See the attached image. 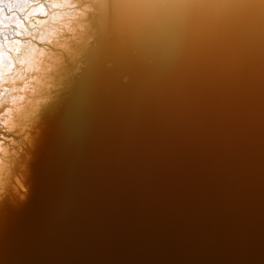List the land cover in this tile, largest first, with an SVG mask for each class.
<instances>
[{
	"label": "water",
	"instance_id": "1",
	"mask_svg": "<svg viewBox=\"0 0 264 264\" xmlns=\"http://www.w3.org/2000/svg\"><path fill=\"white\" fill-rule=\"evenodd\" d=\"M77 1L28 0L45 16L1 46L39 57L51 42L38 35L75 20ZM88 1L26 130L4 132L0 264H264L259 0H206L218 10L199 14ZM10 60L0 108L33 71Z\"/></svg>",
	"mask_w": 264,
	"mask_h": 264
},
{
	"label": "rangeland",
	"instance_id": "2",
	"mask_svg": "<svg viewBox=\"0 0 264 264\" xmlns=\"http://www.w3.org/2000/svg\"><path fill=\"white\" fill-rule=\"evenodd\" d=\"M82 1V8L80 6L75 8V13L77 12V14H74V16H76V19L61 21L63 26H60L59 30L56 31L54 38H50L51 45L45 46L46 48L41 47V51L44 53L41 57L38 55L39 57L36 59V65L33 71L26 75L24 81L16 84L17 87H21L24 90L23 93L14 94V96H20L22 98L21 101L14 106L6 104L2 105L0 108V113H3L4 110L10 111L8 116L2 119L0 118V121L6 125V127L3 128L4 131H0V135L4 138L0 139V188L2 187V183H4L3 177L5 176L4 174L7 166L10 134L12 131H15L18 135L24 133L31 119L30 116L34 113L32 110L35 109L41 101V92L47 85L51 68L64 53L69 52L72 43L75 42L74 39L80 36L85 28L87 23L86 17L90 13V7L88 0ZM77 2V0H73V2H70V5H76ZM41 51H39V54ZM4 132H11L9 134L10 136ZM5 139L7 141H5Z\"/></svg>",
	"mask_w": 264,
	"mask_h": 264
},
{
	"label": "bare ground",
	"instance_id": "3",
	"mask_svg": "<svg viewBox=\"0 0 264 264\" xmlns=\"http://www.w3.org/2000/svg\"><path fill=\"white\" fill-rule=\"evenodd\" d=\"M28 4V0H0V80L2 75H10L13 72H16L13 63L10 60L11 52L15 59L20 63V66L25 68V71H30L36 65L37 50L35 48L32 49L29 47L28 49H20L18 47L16 51H12L10 48V46H12L11 43L6 45L7 50L1 46V43L4 42L2 39L6 36V34L10 35V32L13 30H15V33H18L19 30L24 31L23 21L30 24V26H34L37 25L39 21H41V19L45 16L43 9H26ZM57 4L58 6H61V2H57ZM17 14H21L22 17L24 16V20H22V17L18 16ZM57 17L58 16L54 14L51 16V20H57ZM52 35L53 32L49 31H45L44 34L40 33L38 35V41L41 42L45 38H51ZM43 53L44 52L41 51L39 56L41 57Z\"/></svg>",
	"mask_w": 264,
	"mask_h": 264
},
{
	"label": "snow or ice",
	"instance_id": "4",
	"mask_svg": "<svg viewBox=\"0 0 264 264\" xmlns=\"http://www.w3.org/2000/svg\"><path fill=\"white\" fill-rule=\"evenodd\" d=\"M259 3V17L264 20V0H259ZM114 6L140 9H153L159 7H190L192 10L191 14H199V12L203 9L218 10L219 8L217 4L206 2V0H193L191 5H179L168 2L161 3V0H127V3L125 4L117 3Z\"/></svg>",
	"mask_w": 264,
	"mask_h": 264
}]
</instances>
